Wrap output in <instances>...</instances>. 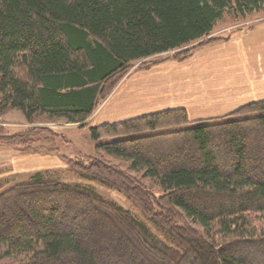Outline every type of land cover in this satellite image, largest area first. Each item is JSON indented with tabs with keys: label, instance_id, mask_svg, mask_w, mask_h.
<instances>
[{
	"label": "trees",
	"instance_id": "trees-1",
	"mask_svg": "<svg viewBox=\"0 0 264 264\" xmlns=\"http://www.w3.org/2000/svg\"><path fill=\"white\" fill-rule=\"evenodd\" d=\"M263 6L264 0H0V114L14 109L29 123L42 115L83 123L132 62L208 36L226 10L244 15ZM48 133L35 148L30 130L1 136L0 145L22 155H56L55 138L64 139ZM88 134L97 152L129 162L128 171L159 186L155 205L146 203L139 180L100 157L86 167L65 164L66 170L120 193L129 208L61 180L56 169L0 183V212L26 191L84 199L114 228L108 238H124L120 246L88 241L74 228H91L90 220L65 224L59 209L48 215L43 206L30 207L32 230L0 232V264H264V101L196 122L174 108L89 126ZM180 156L190 160L179 162Z\"/></svg>",
	"mask_w": 264,
	"mask_h": 264
},
{
	"label": "rangeland",
	"instance_id": "rangeland-1",
	"mask_svg": "<svg viewBox=\"0 0 264 264\" xmlns=\"http://www.w3.org/2000/svg\"><path fill=\"white\" fill-rule=\"evenodd\" d=\"M263 23L264 6L258 11L252 10L249 13L246 12L244 15H241L240 11L226 10L222 14V17L215 23L212 31L209 32L210 34L208 36L203 37L200 40L195 41L189 45H185V47L183 46V48L181 47V49L167 51L161 54H155L148 58H145V60L143 59L132 62L124 72L117 75L113 79V82L108 87L107 94L104 96V98L99 100L95 110L98 111L99 109H101L102 105L106 103L107 100L109 101L113 99V97L117 98L118 101L122 100L125 102L127 101L130 94L135 95L137 91L138 93H140V95L145 94L152 88V85L145 84L143 80L144 75H162L163 73H165V70H161L162 67L166 68L170 65V63H181L196 51L203 50L211 46H215L216 44H221L240 36L247 35L249 32L254 30L256 26ZM208 41L209 43H212L206 44ZM199 43H202L203 45L196 46ZM191 46L196 47L187 50L191 51L188 56L180 58L182 56V53L185 52V49ZM176 108L182 109L180 107ZM182 110H184L186 120L188 122L204 121L209 119L228 117V115H230L227 114L224 116H209V118L203 117L191 119L189 118L186 110ZM89 123V118L83 123L73 124L64 122L62 119L47 118L45 115L39 116L35 119L34 122L29 123L24 119L23 115L19 111L14 109H9L5 113L0 114V137L20 134L23 135L30 130L31 134H34H30L27 137L33 139V142L31 143L32 148H35V146L39 144V141L35 139L38 137L40 138L46 136L47 134H49L48 132H50L51 134L61 135L64 139L63 143H60L59 140L55 138V141H57L56 143L59 145V149L56 155H41L32 152H29V154L26 155H22L18 150H13L0 145V183L4 184V186H10L18 182H22L38 171H42L44 169H56V171L58 172L57 174H59L61 180L75 183L84 187H90L91 189L99 193L101 197H108L115 201L118 205L124 208H129L126 199L121 196L120 193L113 190H108L100 185L88 183L87 181H84L75 176L72 172L66 170L65 164L69 165L74 162L79 165L88 166L91 162H94V160H98V158L100 157L101 160L107 162L110 166H114L119 170H124L134 179L139 180L142 188L141 194L142 192L145 193L142 195H145L144 197L146 203H148L149 205H152L153 203V205H155L154 201L156 202L159 195L162 194L159 186L154 183L153 180L143 177L141 172L128 171L127 165L129 164V162L116 159L112 156H105L102 152L99 151L97 152L94 148L95 143H93L88 136V127L96 125H92ZM158 145L160 146V143L155 144L157 149L160 148ZM144 154L146 156H151L152 158L155 156L151 150L149 152V150L147 149H144ZM180 157L179 159H176L180 160L179 162H185L184 160H187L186 162H188L190 160L184 159V156ZM20 200V202L10 200L11 202L9 203H11V206L7 209V211H4V213L0 212V232L13 233L20 230V228L32 230L35 225L29 222L32 218L30 219L28 211L30 207H35L37 210L39 206H43L45 212L48 215L49 213H53L54 211L59 209L57 217L59 219H62L60 220L62 221L61 223L66 224V222L70 218H78V220L84 218L85 220L88 219L90 220V222H93L91 228H80V225H77L74 228L76 229L75 231L76 233H78V235H82L81 233L87 234L88 241L90 239L92 241L94 239H97L101 241L106 240L109 242V244L115 243V245L117 244L119 246L123 244L124 238L121 235L116 239V241L112 237L108 238V232L110 231V233H112L114 231V228L108 221H105V219H103L102 217L87 210V202H85L84 199L72 197H52L48 192L35 190L32 192L26 191V193L23 194V197ZM200 204L206 208L212 207L210 205H207L205 202H200ZM131 213L132 215L136 214L139 220H143V216H141L140 212H138L135 208L131 209ZM186 223L188 227H191L195 230L199 229L197 225L189 221ZM152 231L155 235L161 237V233L157 232L155 229H153Z\"/></svg>",
	"mask_w": 264,
	"mask_h": 264
},
{
	"label": "crops",
	"instance_id": "crops-1",
	"mask_svg": "<svg viewBox=\"0 0 264 264\" xmlns=\"http://www.w3.org/2000/svg\"><path fill=\"white\" fill-rule=\"evenodd\" d=\"M162 69V75H144L145 84L152 85L145 94L137 91L125 102L107 100L89 117V124H114L176 107L191 119L209 118L264 101V23Z\"/></svg>",
	"mask_w": 264,
	"mask_h": 264
}]
</instances>
